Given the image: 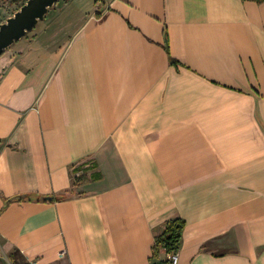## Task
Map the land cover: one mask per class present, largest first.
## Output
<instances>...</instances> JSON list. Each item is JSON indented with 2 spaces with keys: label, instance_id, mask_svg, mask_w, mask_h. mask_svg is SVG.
Segmentation results:
<instances>
[{
  "label": "crops",
  "instance_id": "obj_1",
  "mask_svg": "<svg viewBox=\"0 0 264 264\" xmlns=\"http://www.w3.org/2000/svg\"><path fill=\"white\" fill-rule=\"evenodd\" d=\"M97 1L0 58V264H264V2Z\"/></svg>",
  "mask_w": 264,
  "mask_h": 264
},
{
  "label": "water",
  "instance_id": "obj_2",
  "mask_svg": "<svg viewBox=\"0 0 264 264\" xmlns=\"http://www.w3.org/2000/svg\"><path fill=\"white\" fill-rule=\"evenodd\" d=\"M58 0H27V2L6 22L0 24V58L17 42L34 31L40 22L44 21L49 11L55 7ZM29 195L13 197L15 200H26ZM41 201L53 202L55 197H41Z\"/></svg>",
  "mask_w": 264,
  "mask_h": 264
},
{
  "label": "trees",
  "instance_id": "obj_3",
  "mask_svg": "<svg viewBox=\"0 0 264 264\" xmlns=\"http://www.w3.org/2000/svg\"><path fill=\"white\" fill-rule=\"evenodd\" d=\"M244 1H255V2H264V0H244ZM27 2V0L23 3H21L20 7L18 8V10ZM17 10V11H18ZM166 49H168V47H166ZM172 62L175 64L176 61L172 59ZM85 177H79L76 178V182L79 183L81 181H84ZM66 195H60L58 197H55L54 201H61L66 199ZM41 197L37 196V197H32L29 196L26 200H40ZM186 227V222L183 219H175L170 221L167 225L166 228L163 232L162 235H160L159 237H157L156 242L154 244V248H153V256L156 257L160 250L165 249L166 252L168 254H173V253H177L180 245H181V241H182V237H183V232L185 230ZM163 264H170L169 259L164 262Z\"/></svg>",
  "mask_w": 264,
  "mask_h": 264
},
{
  "label": "rangeland",
  "instance_id": "obj_4",
  "mask_svg": "<svg viewBox=\"0 0 264 264\" xmlns=\"http://www.w3.org/2000/svg\"><path fill=\"white\" fill-rule=\"evenodd\" d=\"M21 1L22 0H8L7 2H5L4 3V5H3V2H1V0H0V24L1 23H4V22H6V20L8 19V18H10V17H12L16 12H17V10H18V8L20 7V5H21ZM66 0H58V2H57V4L55 5V7H53L50 11H49V13L48 14H50V13H52L54 10H55V8L58 6V4H60V3H63V2H65ZM105 0H98L97 2H98V4L100 3H103ZM94 4V3H93ZM4 6V7H3ZM47 17H48V15H47ZM46 17V18H47ZM45 18V19H46ZM41 23V22H40ZM36 29V28H35ZM35 31V30H34ZM34 31H32V32H30L28 35H33V33H35ZM27 37V36H26ZM18 43V42H17ZM15 45V44H14ZM9 51V50H8ZM8 51H7V53H8ZM6 53V54H7ZM92 168V166H90V167H88V168H85L86 170H89V169H91ZM80 175H83L82 174V172H81V174ZM80 177H82V176H80ZM77 178H79V177H77Z\"/></svg>",
  "mask_w": 264,
  "mask_h": 264
},
{
  "label": "built area",
  "instance_id": "obj_5",
  "mask_svg": "<svg viewBox=\"0 0 264 264\" xmlns=\"http://www.w3.org/2000/svg\"><path fill=\"white\" fill-rule=\"evenodd\" d=\"M169 261L170 264H179L180 261V257H179V253H173L169 255Z\"/></svg>",
  "mask_w": 264,
  "mask_h": 264
}]
</instances>
